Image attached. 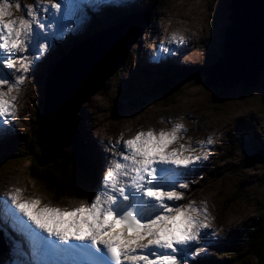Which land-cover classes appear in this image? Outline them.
<instances>
[{
    "label": "snow or ice",
    "instance_id": "6c2138e0",
    "mask_svg": "<svg viewBox=\"0 0 264 264\" xmlns=\"http://www.w3.org/2000/svg\"><path fill=\"white\" fill-rule=\"evenodd\" d=\"M41 2L46 12L61 8L52 0H34L23 7V15L13 17L9 8L15 3L21 10L18 0H0V65L18 73L12 82L10 73L0 72V116L15 115L16 97L10 94L32 63L22 53L31 43L40 51L46 47L38 41L37 28L46 27L37 18ZM184 131L175 123L167 130L148 128L128 139L108 141L110 155L97 188L71 209L38 207L39 199H23L19 188L9 191L3 208L32 242L37 258L33 264H53L39 259L45 253L75 258L67 264H185V257L200 253L198 241L209 227L206 207L193 201L176 203L184 195L178 189L188 187L178 183L179 178L202 159L196 148L180 143ZM206 143H213L211 137ZM197 144L203 148L205 141ZM7 201L37 231L24 225ZM70 240L81 243L73 245Z\"/></svg>",
    "mask_w": 264,
    "mask_h": 264
},
{
    "label": "rangeland",
    "instance_id": "374dc122",
    "mask_svg": "<svg viewBox=\"0 0 264 264\" xmlns=\"http://www.w3.org/2000/svg\"><path fill=\"white\" fill-rule=\"evenodd\" d=\"M215 0H163L162 6L165 8H159L156 2L149 4L148 6L144 5L145 12H142L139 8H134L139 11L145 23L149 28H146V33H150V28L156 29V26L149 25L150 22L148 21L155 20L156 17L158 19L157 22L160 27L159 33V40H161V47L164 48L165 45H169L170 39L173 36H177L179 34H185L187 32L190 36H196V28L198 26H203L207 34H212V29L209 27L211 25L209 19V11L206 5H213ZM78 5V4H77ZM80 7L83 8V11L86 13H91L87 7L83 4H79ZM151 8L153 13H151L148 9ZM155 11V12H154ZM92 14V13H91ZM43 15V14H42ZM93 15V14H92ZM44 16V15H43ZM94 16V15H93ZM133 16V15H132ZM95 17V16H94ZM119 17H122L119 15ZM130 17V16H129ZM129 19V18H128ZM193 19V20H192ZM192 20V22H190ZM181 21H185L181 23ZM126 22L124 18H122V23ZM120 23V21L118 22ZM185 23V24H184ZM226 23L225 19L219 18L216 21L217 29L214 30L215 33L220 32V28ZM104 29H109L113 26V23L110 24L108 27L107 25H103ZM99 29V28H97ZM144 35L142 36V38ZM201 43L204 46H208L209 50L203 54L199 51H195L192 54L183 55L182 57L185 58L187 61H199L201 62L202 66H205V59L208 62L213 60V56L219 52V46L216 45L215 41H207L208 39L204 36L202 37ZM78 36V33L73 36L74 43L76 42H83ZM217 41H220L219 35L217 36ZM140 43V40L137 41ZM196 46H198V41H195ZM211 43L214 47H211ZM147 45V41H146ZM194 48V47H193ZM177 50L181 51L182 53L185 52L183 47L176 48ZM137 52V50L135 49ZM138 53V52H137ZM159 55V52H157ZM164 57V56H163ZM166 58L173 59L178 58L174 53H168L165 55ZM131 57H128V59ZM133 60H131L128 65L127 69H120L119 72L121 75L116 79L117 82L111 83L108 86V90L111 94L112 99L118 98L116 94H120L126 91L127 84L129 80L134 76H139V60L141 59L139 54L138 56H133ZM135 62L138 63L135 64ZM151 67H156L149 65ZM45 67L51 69L53 65L51 63H46ZM158 67V66H157ZM160 67V66H159ZM164 69V66L161 68ZM153 72V70H151ZM203 71H200L199 74L202 75ZM11 78H16L17 72L15 70L11 71ZM187 76H180L177 81L178 84L183 83ZM154 80V79H152ZM193 80H190V84H193ZM213 87L206 85L200 86H186L181 93V96L177 98L178 101L175 105H169L170 101L164 102L163 99H159L154 101L153 103H160L162 105H158V108H153L144 112L143 114L138 115L137 117H126L124 113H119L118 116H115L111 113V105L112 101L108 98L109 96L105 93H97L92 96L88 103L84 104L85 110H90L92 115L94 116L91 119V116H86L85 111H83L78 118L81 116V120H79L80 124V131L81 135L88 136L89 142H95V138L97 137H106L110 133H116L120 130H130L132 128H137L139 125H155L158 124L157 114L158 113H168L171 116L182 117L185 116L188 122L193 126L192 133H201V132H220L221 134H225V130L228 128H232L234 122V112L243 110L242 113H245L247 117H252L253 113V106L256 107H263L262 104V97L258 90H255L250 95H243L240 92H231L223 96H212ZM37 87L33 84H28L27 88L23 90L22 94L19 96V106H20V124L19 130L16 128H12L11 124L8 123V128L12 134H14L18 138V143L22 138L21 129L24 131L26 130L30 123L31 118H34L35 114V106L34 102L37 99ZM107 95V96H106ZM216 99L217 101H215ZM152 105V104H151ZM167 108H164V107ZM149 107V106H148ZM148 107L146 109H148ZM248 108V109H246ZM145 109V110H146ZM258 115L255 118L254 124H251L250 128L254 129L259 133V136L264 135V125L261 121H264V116L260 109L257 110ZM128 113V112H125ZM123 116V117H122ZM189 116L194 117L195 121L192 123ZM254 118V116H253ZM78 121V119H77ZM88 129L90 130V134L87 135ZM228 134V133H227ZM32 135L28 137V144L32 143L31 141ZM258 140L264 142L263 137H257ZM68 146V145H67ZM66 146V148H67ZM36 152V150H34ZM72 155V149H69L64 159L61 161L63 167L69 166L70 157ZM13 160H2L0 159V187H4L8 184H19V185H26L27 191L30 193H34L32 196L33 199L38 198L41 203L43 201V197L51 202H55L50 198V195H46V191L44 187L35 183L34 179H32L29 175L30 172V165L26 161H19L16 158H11ZM68 173V169L65 170ZM22 181L21 184L19 181ZM237 183L236 179L232 177L229 184L232 186L234 183ZM237 188V186H236ZM200 193L211 195L213 190L210 186H206L205 189H200ZM41 195V196H40ZM55 197L57 194H54ZM43 196V197H42ZM31 197V198H32ZM247 201L243 203V201H238L236 204L243 210L245 216L244 219L250 218L255 212L258 207L262 204V194L255 190H249L246 194ZM59 203L64 204V207L70 205V199H59ZM2 203V202H1ZM3 204V203H2ZM41 205H39L40 207ZM10 208V205L8 206ZM238 218H242V214L238 211ZM241 220H231L232 226H237ZM228 224V221H227ZM3 226V225H2ZM5 230V229H4ZM9 233L12 234L14 237L17 235V231L14 228H10ZM17 242L21 243L20 239L16 238L13 239L12 245L15 246L17 249L18 244ZM23 249L27 250L26 246L22 244ZM206 248H208L206 246ZM30 261V260H29Z\"/></svg>",
    "mask_w": 264,
    "mask_h": 264
},
{
    "label": "water",
    "instance_id": "95a60500",
    "mask_svg": "<svg viewBox=\"0 0 264 264\" xmlns=\"http://www.w3.org/2000/svg\"><path fill=\"white\" fill-rule=\"evenodd\" d=\"M230 8L224 54L209 67V82L231 87L243 80L246 85H255L264 71V0H232ZM142 24L101 34L57 65L46 87L44 116L38 130L44 165L62 155L75 113L123 63Z\"/></svg>",
    "mask_w": 264,
    "mask_h": 264
},
{
    "label": "trees",
    "instance_id": "16d2710c",
    "mask_svg": "<svg viewBox=\"0 0 264 264\" xmlns=\"http://www.w3.org/2000/svg\"><path fill=\"white\" fill-rule=\"evenodd\" d=\"M159 66L160 68L163 67V65H159ZM174 69L175 67L171 68L170 70L173 71ZM181 69H183L182 70L183 72L191 73L192 71V69L188 67H183ZM163 70H165V68ZM182 76H186V75L182 74ZM151 79L157 80L155 76H151ZM177 79L168 80L167 82H169V84L161 83V85H159L156 91L162 93L165 97H167V94L172 91V88L169 85H171V83L174 84L175 82L178 83ZM137 86L140 88V90H143V87L139 83ZM226 87H227L226 85H221L220 90H223V92L230 90V89H226ZM223 95L224 93L218 91V96L221 97ZM79 120H81V116L78 118L77 121V125L80 132L78 141H84L83 139H86L88 136L83 137L81 135ZM35 136H36L35 133H32V142ZM36 159H37V155H36ZM35 166L39 168L38 172H40V175L48 179V182L50 183L51 186L54 183V186H56V190L79 189L80 187L83 186L85 168L83 161L80 158L76 159L75 156L71 158L70 170L72 171V175L75 177V182H71L67 180L66 185L63 183V181L59 183L56 182V179L63 180L62 167L61 164L58 163V161L55 165H48L43 168L37 166V163L35 162ZM56 198L57 200L62 199V197L59 194L56 195ZM64 199L66 200L65 196ZM236 246H237V255L239 257L241 256L244 257L245 264H264V208L258 209L256 216L251 222L250 233L248 232V234L245 235L244 237L237 238Z\"/></svg>",
    "mask_w": 264,
    "mask_h": 264
},
{
    "label": "bare ground",
    "instance_id": "6f19581e",
    "mask_svg": "<svg viewBox=\"0 0 264 264\" xmlns=\"http://www.w3.org/2000/svg\"><path fill=\"white\" fill-rule=\"evenodd\" d=\"M79 6V5H78ZM80 7V6H79ZM82 10H83V8L82 7H80ZM183 22H185V21H183ZM182 21H181V23H183ZM185 24V23H184ZM150 25V24H149ZM113 26H111V28H112ZM102 28H104V27H102ZM111 28H109V29H111ZM99 29H101V28H99ZM82 41H84V40H82ZM158 67H159V65H158ZM128 67L126 66L124 69H127ZM181 68H183V67H181ZM179 69L178 67L177 68H175L173 71H175V74H177L178 73V75H177V78H179L182 74H185L186 76L189 74V72H183L182 70L183 69ZM54 69V67H51V70H53ZM123 69V70H124ZM165 70H166V68H165ZM188 70V69H187ZM180 75V76H179ZM32 199H33V197H32ZM36 199H38V198H36ZM0 202H2L1 201V199H0ZM42 204H44V202L42 203ZM10 208H12V207H14V205H12L11 204V201H10ZM41 205V204H40ZM41 206H43V205H41ZM38 207H39V205H38ZM5 210V209H4ZM6 212V211H5ZM6 216H7V219L9 220V217H8V215L6 214ZM13 224V223H12ZM14 225V224H13ZM3 228L5 229V231H7V229H9V227H8V225H6V224H3ZM8 234V233H7ZM12 235V234H11ZM8 236H9V234H8ZM22 243V242H21ZM23 245H26L25 243H23ZM27 246V245H26ZM207 246V245H206ZM28 247V246H27ZM208 247V246H207ZM208 249V248H207ZM42 259V258H41Z\"/></svg>",
    "mask_w": 264,
    "mask_h": 264
}]
</instances>
